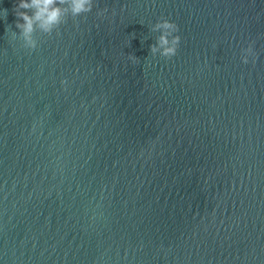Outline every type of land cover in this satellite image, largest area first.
<instances>
[{"label": "water", "instance_id": "95a60500", "mask_svg": "<svg viewBox=\"0 0 264 264\" xmlns=\"http://www.w3.org/2000/svg\"><path fill=\"white\" fill-rule=\"evenodd\" d=\"M16 2L0 264H264V0H94L35 50L11 37ZM161 18L171 59L150 52Z\"/></svg>", "mask_w": 264, "mask_h": 264}, {"label": "clouds", "instance_id": "9594fccd", "mask_svg": "<svg viewBox=\"0 0 264 264\" xmlns=\"http://www.w3.org/2000/svg\"><path fill=\"white\" fill-rule=\"evenodd\" d=\"M94 6V0H17L14 12L17 17L15 26L19 31H12V39H21L23 47L35 50L39 46V40L36 38L37 30L51 35L54 30H59L60 26L67 22L69 16L78 18L82 14L91 12ZM106 11V9L104 10ZM3 16L7 19L8 10H3ZM103 15V12L100 13ZM12 29V25H7L6 33ZM152 31H158L161 34L157 37L156 43L150 46V52L153 55L159 54L161 57L171 59L179 50L181 44V35H179V25L168 18H161L153 26ZM243 51L254 53L253 45ZM134 63L139 62V58L132 54L129 57ZM244 63H248L247 55L242 57Z\"/></svg>", "mask_w": 264, "mask_h": 264}]
</instances>
